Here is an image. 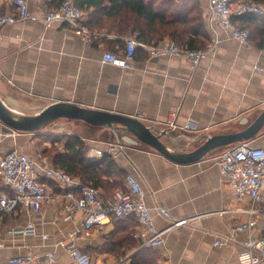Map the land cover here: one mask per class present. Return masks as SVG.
<instances>
[{
    "label": "crops",
    "instance_id": "1",
    "mask_svg": "<svg viewBox=\"0 0 264 264\" xmlns=\"http://www.w3.org/2000/svg\"><path fill=\"white\" fill-rule=\"evenodd\" d=\"M27 1L28 10L36 17H42L52 3ZM199 5L211 42L208 9L204 3ZM6 10L14 9L8 7L7 0H0V12ZM85 16L88 19L89 12ZM99 33L105 36L89 44L64 25L46 27L29 20L4 26L0 31V98L14 113L26 117L55 103H72L134 117L157 130L175 111L176 127L168 131L170 139L163 140L179 153L193 150L200 138L243 130L245 126L240 124L254 120L264 109V48L251 42L233 41L219 29L220 42L195 69L181 57H151L141 47L135 50L132 68L122 69L103 64L101 59L105 51L121 55L123 38L105 30ZM67 134L81 137L88 145L87 159L94 160L101 159L96 151L107 153L123 136L135 140L124 132L114 133L82 121L60 119L39 134L14 131L0 122V159L14 150L32 158L38 152L44 155L51 146L49 136ZM249 142L264 149V127ZM121 145V151L112 157L121 170L140 180L155 225L164 229L170 224L155 213L156 206L167 209L173 220L185 219L186 223L165 234L161 251L140 246L133 236L137 224L131 217L126 218L134 221H118V246L111 251L108 237L115 228L112 222L85 230L77 245L91 257L92 264H243L241 242L264 237V205L237 199L222 176L215 158L231 146L218 148L196 163L176 164L142 143L122 141ZM40 180L53 199L38 213L20 208L11 214L0 213V264L20 255H31L33 264H72L56 243L79 226L82 216L77 213L66 218L67 204L52 186L55 182L42 176ZM55 186L64 190L57 183ZM6 191L0 183V192ZM99 196L102 198L100 191ZM249 221L254 222L251 229L231 232ZM27 226H33L37 235L7 234ZM219 236L231 237V245L214 246ZM49 253L54 254L52 261Z\"/></svg>",
    "mask_w": 264,
    "mask_h": 264
},
{
    "label": "built area",
    "instance_id": "2",
    "mask_svg": "<svg viewBox=\"0 0 264 264\" xmlns=\"http://www.w3.org/2000/svg\"><path fill=\"white\" fill-rule=\"evenodd\" d=\"M204 3L208 9L207 27L212 33V40L203 50H188L171 40H164L157 45H144L138 43L134 37H122L125 48L121 55L105 51L102 54L103 64L131 69L135 50L137 47L144 49L151 57L176 56L183 58L186 63L195 69L199 66L204 55L215 49L220 42L218 30L224 31L226 36L241 44L248 43L249 31L233 21L234 18L245 14L262 16L264 11L260 4L247 0H197ZM8 7L14 10L0 12V31L4 26L13 25L25 21H40L46 27L51 25L67 26L79 35L86 43H93L96 39L105 36L99 32L90 30L86 25L85 12L77 5L75 0H61L56 9L46 10L42 17H36L28 10L27 0H7ZM176 112L168 114L164 127L159 132H168L174 129ZM187 124L184 128H188ZM122 145L114 143L109 146V154L115 156L121 151ZM101 158L104 154L96 151ZM92 161L93 158L88 159ZM222 176L233 190L239 200H250L253 204L264 205V149L252 147L250 142L236 143L215 158ZM54 181L66 190L61 197L66 202V218H71L80 213L82 218L79 226L66 233L56 246L61 248L70 257L72 264H92L91 257L82 251L77 240L83 231L94 227H102L111 222L112 218L131 217L136 221V229L133 236L140 242L141 247L154 251H161L165 245V234L175 226L186 223L185 219L173 220L170 212L162 206H156L155 213L167 220L170 224L164 229H159L153 220L152 209L144 202V194L138 177L129 172L126 173L124 185L126 191H117L109 200L100 198L99 191L91 184H84L81 180L71 176L66 171L56 168L48 162L41 153L32 158L16 150L7 153L0 159V183L8 191L0 192V213L11 214L18 208L38 213L42 207L50 203L52 194L40 177ZM254 227V222L249 221L236 225L231 232H241ZM11 236H36L33 226L20 229H11L7 232ZM41 238L46 240V236ZM231 237L219 236L213 245L228 247L231 245ZM3 245L0 244V247ZM241 257L243 264H264V237H250L241 242ZM50 261L54 254L49 253ZM6 264H33L31 255L10 257ZM115 264H119L118 262ZM155 264H165L162 261Z\"/></svg>",
    "mask_w": 264,
    "mask_h": 264
},
{
    "label": "trees",
    "instance_id": "3",
    "mask_svg": "<svg viewBox=\"0 0 264 264\" xmlns=\"http://www.w3.org/2000/svg\"><path fill=\"white\" fill-rule=\"evenodd\" d=\"M247 1L257 4L264 2ZM60 2L61 0H52L48 10L56 9ZM75 2L82 11L89 12L86 25L92 31L105 30L108 34L118 37L132 36L138 43L144 45H157L168 39L188 50H203L210 43L197 0H75ZM233 21L249 31L248 42L258 48H264V15L245 14L234 18ZM48 138L51 140L49 149L53 151L51 164L54 167L66 171L84 184H91L101 192L104 200H109L117 191H126L124 185L126 172L118 167L112 155L104 154L99 161H89L86 157L88 145L78 135L67 134ZM59 140H63L62 151H57L53 146ZM52 186L56 187L59 194L66 192L65 189H58L55 183ZM120 220L134 221L131 218L111 219L115 228L108 237L109 247L112 248H109V251L118 246Z\"/></svg>",
    "mask_w": 264,
    "mask_h": 264
},
{
    "label": "water",
    "instance_id": "4",
    "mask_svg": "<svg viewBox=\"0 0 264 264\" xmlns=\"http://www.w3.org/2000/svg\"><path fill=\"white\" fill-rule=\"evenodd\" d=\"M60 119L82 121L92 127L105 128L114 133L124 132L135 140L123 136L117 140V144H121L122 141L131 144L142 143L173 163L191 164L202 160L218 148L253 140L264 127V109L254 120L247 119L246 122L241 123V126H245L243 130L200 138L194 142L196 147L193 150L179 153L170 149L164 142L163 139H170L168 132H159L134 117L88 109L72 103H55L40 110L34 117H26L14 113L0 98V122L11 130L39 134L48 125Z\"/></svg>",
    "mask_w": 264,
    "mask_h": 264
},
{
    "label": "rangeland",
    "instance_id": "5",
    "mask_svg": "<svg viewBox=\"0 0 264 264\" xmlns=\"http://www.w3.org/2000/svg\"><path fill=\"white\" fill-rule=\"evenodd\" d=\"M262 6V9L264 11V2H262L260 4ZM125 36H128V35H125ZM57 144H53V146L57 149V151H62V148H63V140H59L58 142H56ZM117 143V142H115ZM51 147V146H50ZM49 147V148H50ZM48 148V150L45 151L44 155L49 158L51 160L52 158V155H53V151H51L50 149ZM50 150V151H49ZM48 151V152H47Z\"/></svg>",
    "mask_w": 264,
    "mask_h": 264
},
{
    "label": "bare ground",
    "instance_id": "6",
    "mask_svg": "<svg viewBox=\"0 0 264 264\" xmlns=\"http://www.w3.org/2000/svg\"><path fill=\"white\" fill-rule=\"evenodd\" d=\"M14 103V102H13Z\"/></svg>",
    "mask_w": 264,
    "mask_h": 264
}]
</instances>
